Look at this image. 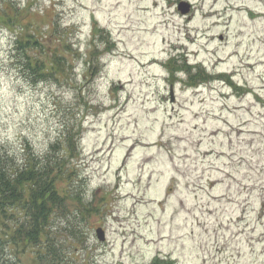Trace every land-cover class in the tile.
I'll return each mask as SVG.
<instances>
[{"label": "rangeland", "instance_id": "374dc122", "mask_svg": "<svg viewBox=\"0 0 264 264\" xmlns=\"http://www.w3.org/2000/svg\"><path fill=\"white\" fill-rule=\"evenodd\" d=\"M66 134L56 264H264V0H0V155L57 157ZM13 213L3 263L50 264L8 242Z\"/></svg>", "mask_w": 264, "mask_h": 264}, {"label": "trees", "instance_id": "16d2710c", "mask_svg": "<svg viewBox=\"0 0 264 264\" xmlns=\"http://www.w3.org/2000/svg\"><path fill=\"white\" fill-rule=\"evenodd\" d=\"M37 41L36 38L30 39L27 41V47L41 48V43H37ZM24 47L20 40L16 39L14 50L19 53V50H25ZM54 57L55 60L51 66L54 63L59 64L66 61L64 57L56 53ZM57 68L48 69L44 62L28 59L24 71L28 73L29 79L36 80L45 76H57ZM187 73L190 78L198 80L197 84L212 78L205 73L203 74L206 77L201 76V73L200 75L192 73L190 67H187ZM62 141L68 146V150L57 157L49 155L38 158L25 155L22 163L17 165L13 158L0 155V264H7L3 263L1 259L4 244L1 223L3 219L11 218L14 215L13 211L17 209L20 210V216H17L16 225L8 236V242L24 246L32 245L39 249L43 244L45 246L40 250L42 251L41 255L46 256L50 264H56V259L51 252L53 246L49 243L46 245L42 239L47 238L51 214L62 211L67 206L65 198L57 188L59 176L68 170L71 173L74 172L73 166H69L67 159L70 154L76 152V143L73 141V136H69V134H66ZM164 263L165 261L156 258L152 264Z\"/></svg>", "mask_w": 264, "mask_h": 264}, {"label": "water", "instance_id": "95a60500", "mask_svg": "<svg viewBox=\"0 0 264 264\" xmlns=\"http://www.w3.org/2000/svg\"><path fill=\"white\" fill-rule=\"evenodd\" d=\"M183 5V4H182ZM181 13H183L184 11H182L180 8L178 9ZM187 11V8H186ZM170 100L173 101V91L172 89H170ZM96 237L99 241H103L104 240V231L101 228L96 229Z\"/></svg>", "mask_w": 264, "mask_h": 264}]
</instances>
